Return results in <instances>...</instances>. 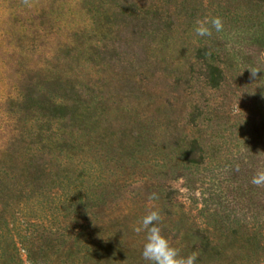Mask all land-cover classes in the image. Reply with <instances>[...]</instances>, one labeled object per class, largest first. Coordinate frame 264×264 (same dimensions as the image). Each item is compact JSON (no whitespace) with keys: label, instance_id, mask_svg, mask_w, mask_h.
Instances as JSON below:
<instances>
[{"label":"trees","instance_id":"16d2710c","mask_svg":"<svg viewBox=\"0 0 264 264\" xmlns=\"http://www.w3.org/2000/svg\"><path fill=\"white\" fill-rule=\"evenodd\" d=\"M18 1L22 13L10 14L12 28L0 45L1 72L9 73L0 90V264H17L10 249L16 245L4 233L22 208L69 190L87 161L105 163L111 172L126 169L72 203L58 225H37L23 242L30 264H147L141 257L144 233L134 228L153 208L161 213L163 234L181 255L195 251L196 264H264V221L255 228L227 226L230 238L199 229L190 234L171 211L158 176H141L132 164L143 142L155 138L144 131L147 116H136L138 101L151 91L154 54L166 34L208 17L212 0ZM257 2L264 30V0ZM70 3L82 19L60 37L48 18L55 14L58 22ZM223 57L206 36L189 65L177 66L178 84L205 104L183 109L176 160L165 164L169 173L191 172L207 159L205 116L212 105L206 96L235 77L233 64ZM133 184H142L140 192H129ZM251 189L257 188L250 184ZM153 193L156 199H149ZM256 201L248 193L249 209Z\"/></svg>","mask_w":264,"mask_h":264},{"label":"rangeland","instance_id":"374dc122","mask_svg":"<svg viewBox=\"0 0 264 264\" xmlns=\"http://www.w3.org/2000/svg\"><path fill=\"white\" fill-rule=\"evenodd\" d=\"M221 1L225 0H212L208 5L206 15L219 16L223 22V29L220 32L213 30L208 40L211 45L222 49L223 58L234 66L232 74L236 78L206 96L212 108L205 116L210 126L205 163L193 167L188 173L177 170L169 173L165 167L167 161L173 163L176 160L174 143L182 129L183 109L192 104H205L200 95L191 94L194 90L179 85L177 80V66L189 65L202 38L196 35L194 26L169 32L155 49L156 66L152 69L155 75L149 76L151 91L145 99L138 101L139 110L135 114L147 116L144 131L154 132L155 138L143 142L139 156L133 160L137 163H132L137 166V174L158 176L160 185L170 195L171 211L180 215L176 217L177 221L186 224L190 234L199 229L202 233L208 231L217 239L232 237V232L225 229L227 226L248 224L255 228L264 221V211L261 212L264 184L251 183L256 171L264 169V30L257 20L263 10L257 2L259 0H226L225 8L220 6ZM20 2L0 0V45L12 28L10 14H15V9L22 13ZM64 7V12H59L58 22L54 19L55 14L53 20L48 18L59 29L60 37L63 30L78 26L82 19L80 9L74 3ZM1 56L0 53V90L9 74L1 72ZM250 69L259 71L253 76ZM164 70L168 73L164 74ZM134 98L137 102L139 96ZM125 169L117 167L111 172L105 163L87 161L80 165L69 190L24 206L19 218L4 233L16 245L10 247L16 263L30 264L23 242L37 225H58L59 218L70 214L72 203L90 196L92 188L112 176L115 178L116 171ZM250 184L258 190L249 192ZM141 187L142 184H133L129 192H140ZM248 193L257 200L250 209L246 202ZM127 198L131 202V198Z\"/></svg>","mask_w":264,"mask_h":264},{"label":"clouds","instance_id":"9594fccd","mask_svg":"<svg viewBox=\"0 0 264 264\" xmlns=\"http://www.w3.org/2000/svg\"><path fill=\"white\" fill-rule=\"evenodd\" d=\"M223 29V22L219 16L205 17L195 23L194 31L199 37L211 35L215 30L220 32ZM251 70L253 76L259 69ZM251 183L254 185L264 184V169H258L252 177ZM149 199H156L155 194H151ZM161 213L153 208L148 211L134 228L136 232L144 233V241L141 250V257L147 264H196L197 253L194 251L189 255H181L179 248L173 246L169 239L163 234L160 222Z\"/></svg>","mask_w":264,"mask_h":264}]
</instances>
